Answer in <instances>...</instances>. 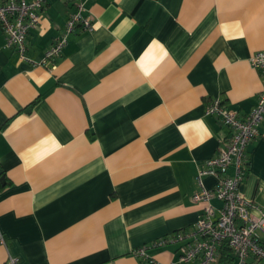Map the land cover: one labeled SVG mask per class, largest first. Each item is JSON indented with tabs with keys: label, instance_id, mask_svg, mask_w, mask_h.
I'll return each mask as SVG.
<instances>
[{
	"label": "crops",
	"instance_id": "1",
	"mask_svg": "<svg viewBox=\"0 0 264 264\" xmlns=\"http://www.w3.org/2000/svg\"><path fill=\"white\" fill-rule=\"evenodd\" d=\"M77 1L49 0L29 58L42 60ZM83 1L93 29L78 27L52 70L0 28V264H198L177 244L133 251L199 219V170L231 133L208 104L243 118L264 90L251 63L264 0ZM259 129L239 189L264 209V118ZM224 253L215 264L236 263Z\"/></svg>",
	"mask_w": 264,
	"mask_h": 264
},
{
	"label": "built area",
	"instance_id": "2",
	"mask_svg": "<svg viewBox=\"0 0 264 264\" xmlns=\"http://www.w3.org/2000/svg\"><path fill=\"white\" fill-rule=\"evenodd\" d=\"M48 2L49 0H6L0 3V28L5 34L6 47L14 48L22 59L52 70L67 46L69 36L78 27L92 30L93 21L85 14V1L78 0L64 29L45 51L42 60H32L27 55V37L30 30L40 23L41 12ZM251 63L264 76V50L252 55ZM206 113L216 115L231 128V133L220 146L218 154L208 159L206 165L199 170L200 189L195 193L194 199L205 203L203 211L193 228L137 247L133 251L137 257H146L150 248L177 244L181 261L196 260L198 264H215L220 248L227 244L236 257L235 264H247L251 257L264 260V209L256 207L239 189L245 176L247 146L260 134L259 125L264 118V90L259 95L256 106L243 118L235 111L225 108L220 98L208 104ZM207 174L218 178L214 189H208L203 184L202 176ZM213 198L222 202L220 207L212 205ZM254 209L258 212L255 213ZM0 243H5L1 233ZM16 261L17 258H12L10 264H15Z\"/></svg>",
	"mask_w": 264,
	"mask_h": 264
},
{
	"label": "trees",
	"instance_id": "3",
	"mask_svg": "<svg viewBox=\"0 0 264 264\" xmlns=\"http://www.w3.org/2000/svg\"><path fill=\"white\" fill-rule=\"evenodd\" d=\"M247 162H246V160H245V164H246ZM222 251H224L225 253H224V255L227 257V254H228V251H231L232 252V250H231V248L227 245V244H224L223 246H222Z\"/></svg>",
	"mask_w": 264,
	"mask_h": 264
},
{
	"label": "water",
	"instance_id": "4",
	"mask_svg": "<svg viewBox=\"0 0 264 264\" xmlns=\"http://www.w3.org/2000/svg\"><path fill=\"white\" fill-rule=\"evenodd\" d=\"M3 170L0 168V175H1V177L3 178L4 176H3V172H2Z\"/></svg>",
	"mask_w": 264,
	"mask_h": 264
}]
</instances>
